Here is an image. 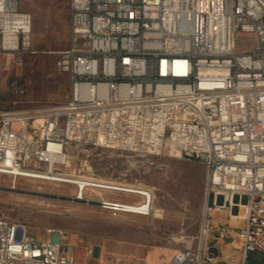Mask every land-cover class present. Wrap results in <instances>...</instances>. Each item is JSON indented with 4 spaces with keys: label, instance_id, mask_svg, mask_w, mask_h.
I'll return each instance as SVG.
<instances>
[{
    "label": "built area",
    "instance_id": "obj_1",
    "mask_svg": "<svg viewBox=\"0 0 264 264\" xmlns=\"http://www.w3.org/2000/svg\"><path fill=\"white\" fill-rule=\"evenodd\" d=\"M71 93L57 106L0 111V174L73 178L74 203L152 216L155 187L72 168V148L206 168L200 229L160 264H249L264 253V0H70ZM33 17L0 0V53H23ZM253 36L240 47L238 34ZM132 196L134 199H126ZM0 216V264H79L67 233ZM237 253V254H236Z\"/></svg>",
    "mask_w": 264,
    "mask_h": 264
},
{
    "label": "rangeland",
    "instance_id": "obj_2",
    "mask_svg": "<svg viewBox=\"0 0 264 264\" xmlns=\"http://www.w3.org/2000/svg\"><path fill=\"white\" fill-rule=\"evenodd\" d=\"M20 1L33 17L32 42L23 53H0L1 112L61 105L71 93L69 74L60 64L71 46L70 0ZM237 39L242 48L253 43L249 34ZM81 164L88 174L155 187L161 213L114 217L74 203V187L0 174V216L25 223L39 238H46L49 228L64 231L79 264H160L183 246L182 236L198 233L206 177L202 162L162 157L151 165L133 153L73 146L72 168ZM248 263L264 264V253H250Z\"/></svg>",
    "mask_w": 264,
    "mask_h": 264
},
{
    "label": "bare ground",
    "instance_id": "obj_3",
    "mask_svg": "<svg viewBox=\"0 0 264 264\" xmlns=\"http://www.w3.org/2000/svg\"><path fill=\"white\" fill-rule=\"evenodd\" d=\"M15 179H29V180H38L42 182H48V176H40V174H36V167H27V170H15ZM65 185L72 186L73 178H66ZM162 210L156 209L155 215L157 213H161ZM134 215V214H132ZM163 215H159L162 217Z\"/></svg>",
    "mask_w": 264,
    "mask_h": 264
}]
</instances>
